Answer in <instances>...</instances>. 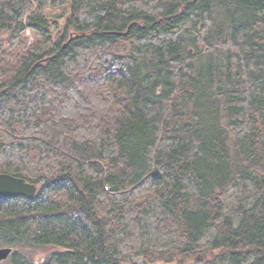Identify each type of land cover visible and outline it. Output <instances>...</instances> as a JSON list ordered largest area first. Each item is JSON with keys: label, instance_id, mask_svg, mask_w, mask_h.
<instances>
[{"label": "trees", "instance_id": "1", "mask_svg": "<svg viewBox=\"0 0 264 264\" xmlns=\"http://www.w3.org/2000/svg\"><path fill=\"white\" fill-rule=\"evenodd\" d=\"M0 174V264H264V0H0Z\"/></svg>", "mask_w": 264, "mask_h": 264}, {"label": "rangeland", "instance_id": "2", "mask_svg": "<svg viewBox=\"0 0 264 264\" xmlns=\"http://www.w3.org/2000/svg\"><path fill=\"white\" fill-rule=\"evenodd\" d=\"M45 14L50 22L52 38L53 40H55L57 39V36L61 34L64 30L65 18L66 15L68 14V6L65 8L63 7L62 9L48 8L47 10H45ZM8 39L9 36L7 35L2 36V42H3L2 47L4 51L3 58L5 59V61H12L14 56L23 54L25 51L24 49L29 48L31 45L36 43L38 37L32 31L26 30L21 37V41L25 48L20 47L19 45H17L18 48L9 47ZM61 251L62 250L60 248L47 247L38 250L36 255L34 256V260L39 261L51 253L61 252Z\"/></svg>", "mask_w": 264, "mask_h": 264}, {"label": "water", "instance_id": "3", "mask_svg": "<svg viewBox=\"0 0 264 264\" xmlns=\"http://www.w3.org/2000/svg\"><path fill=\"white\" fill-rule=\"evenodd\" d=\"M37 187L22 178L9 174H0V197H26L33 198ZM10 248H0V262L6 260L11 254Z\"/></svg>", "mask_w": 264, "mask_h": 264}]
</instances>
